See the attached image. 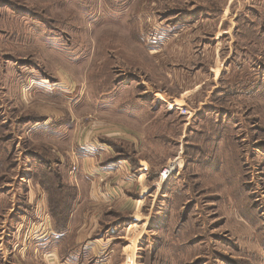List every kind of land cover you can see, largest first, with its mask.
Listing matches in <instances>:
<instances>
[{"label":"rangeland","instance_id":"1","mask_svg":"<svg viewBox=\"0 0 264 264\" xmlns=\"http://www.w3.org/2000/svg\"><path fill=\"white\" fill-rule=\"evenodd\" d=\"M79 186L119 196L113 264H249L264 0H0V264L30 262L11 224L56 226V202L68 223Z\"/></svg>","mask_w":264,"mask_h":264},{"label":"crops","instance_id":"2","mask_svg":"<svg viewBox=\"0 0 264 264\" xmlns=\"http://www.w3.org/2000/svg\"><path fill=\"white\" fill-rule=\"evenodd\" d=\"M215 5L219 6V12L214 13V16L223 23L226 19L224 15L222 16L224 10L218 1L215 2ZM254 18L258 17L252 16L251 21H254ZM120 164H124V161ZM120 164L119 182L122 180V176L133 174L126 165ZM68 182H72V180ZM83 182V180L79 181L78 185L81 186ZM80 186L76 206L65 228L57 229L52 224L48 225V229L47 226L44 228L43 224L36 225L32 223L29 225L24 214H22L19 224H11L13 229L17 227L19 241L20 244L23 241L25 253L28 251L29 264H113L117 262L114 252L118 248L117 243H119V240L117 238L119 236L108 235V233L115 232L119 225L113 226L114 221L106 217L114 209L113 207L119 210V196L117 198V192L112 186L106 188L103 192L104 195L98 201L99 203L94 202L96 204L94 207L90 202L93 197H85ZM90 194L92 193H89L88 196ZM95 194H97V190ZM87 199L89 200L88 205L85 203ZM38 228L39 231L43 230L41 234L32 236L33 231H37ZM29 230L31 233L30 239L24 241L22 232L25 231L26 235ZM253 252L251 253L252 256L247 257L250 260L249 264H264V248L258 247ZM14 264H24V262H15Z\"/></svg>","mask_w":264,"mask_h":264},{"label":"trees","instance_id":"3","mask_svg":"<svg viewBox=\"0 0 264 264\" xmlns=\"http://www.w3.org/2000/svg\"><path fill=\"white\" fill-rule=\"evenodd\" d=\"M59 176V175H58ZM57 203V204H56ZM55 205H53V209H52V213L54 214V218L56 219L57 221V224H56V227L57 229H61V228H65L66 227V224H67V220H68V217H69V213H70V210L67 213H65V211H68V209L70 208V206H67V204L65 205V207H63V209L61 208V205H60V202H56ZM69 204V203H68Z\"/></svg>","mask_w":264,"mask_h":264},{"label":"built area","instance_id":"4","mask_svg":"<svg viewBox=\"0 0 264 264\" xmlns=\"http://www.w3.org/2000/svg\"><path fill=\"white\" fill-rule=\"evenodd\" d=\"M187 111V110H186ZM186 111H184V113H186Z\"/></svg>","mask_w":264,"mask_h":264}]
</instances>
